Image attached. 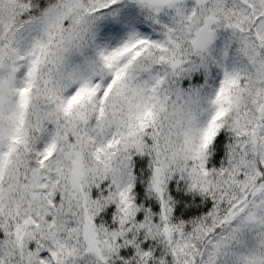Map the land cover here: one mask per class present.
Segmentation results:
<instances>
[{
    "label": "snow or ice",
    "instance_id": "6c2138e0",
    "mask_svg": "<svg viewBox=\"0 0 264 264\" xmlns=\"http://www.w3.org/2000/svg\"><path fill=\"white\" fill-rule=\"evenodd\" d=\"M0 264H264V0H0Z\"/></svg>",
    "mask_w": 264,
    "mask_h": 264
}]
</instances>
